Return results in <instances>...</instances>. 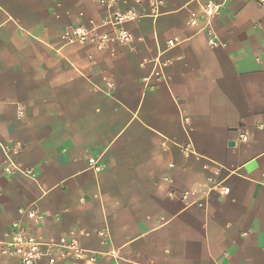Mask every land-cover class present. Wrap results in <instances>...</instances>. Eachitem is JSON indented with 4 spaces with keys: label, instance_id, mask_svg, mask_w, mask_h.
<instances>
[{
    "label": "crops",
    "instance_id": "obj_1",
    "mask_svg": "<svg viewBox=\"0 0 264 264\" xmlns=\"http://www.w3.org/2000/svg\"><path fill=\"white\" fill-rule=\"evenodd\" d=\"M160 1L0 0V242L36 207L34 236L95 256L56 264H264V6L214 0L210 46L187 24L208 0ZM129 9L130 44L60 39Z\"/></svg>",
    "mask_w": 264,
    "mask_h": 264
},
{
    "label": "built area",
    "instance_id": "obj_2",
    "mask_svg": "<svg viewBox=\"0 0 264 264\" xmlns=\"http://www.w3.org/2000/svg\"><path fill=\"white\" fill-rule=\"evenodd\" d=\"M95 3L106 8L111 7L116 0H93ZM160 0H151L152 14L159 12ZM264 6V0H259ZM221 4L214 0H208L199 4L197 12H190L187 24L207 35V42L210 46L221 45L216 32L212 25V20L218 15ZM142 16L141 13L129 9L125 11L110 12L100 23L90 22V26L74 25L64 28L60 34L63 44H91L97 50H104L109 47L112 42L120 44H130L133 36L130 32L122 27L126 22L136 20ZM109 26L113 29L112 34L101 33L98 30L102 27ZM178 42L177 39L168 41L171 47ZM156 74L164 79L163 65L159 64ZM242 138L246 139L245 136ZM4 163L2 170L5 174L21 173L33 177L34 174L29 170H22L13 161L8 151L3 148ZM89 168L94 172L101 170V164L98 158L90 156L88 158ZM228 193V188H223V194ZM170 196L173 193L169 194ZM187 193L183 194L185 198ZM20 219L11 224L9 231L5 234V238L0 242V256L17 257L19 264H38L44 261L45 264H56L68 259L83 260L87 263L95 261V256L79 245L74 237H59L55 240H42L34 236L30 231V226L37 224L42 219V214L36 207H21L18 209ZM104 235V232H100Z\"/></svg>",
    "mask_w": 264,
    "mask_h": 264
}]
</instances>
